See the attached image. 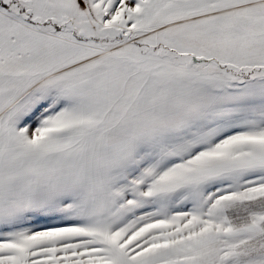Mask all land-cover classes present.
<instances>
[{
    "label": "snow or ice",
    "instance_id": "1",
    "mask_svg": "<svg viewBox=\"0 0 264 264\" xmlns=\"http://www.w3.org/2000/svg\"><path fill=\"white\" fill-rule=\"evenodd\" d=\"M0 264H264V0H0Z\"/></svg>",
    "mask_w": 264,
    "mask_h": 264
}]
</instances>
